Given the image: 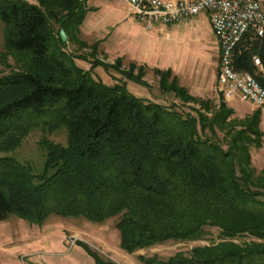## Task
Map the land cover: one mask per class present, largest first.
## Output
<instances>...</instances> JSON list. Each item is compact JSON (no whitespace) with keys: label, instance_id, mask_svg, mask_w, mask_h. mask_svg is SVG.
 <instances>
[{"label":"trees","instance_id":"1","mask_svg":"<svg viewBox=\"0 0 264 264\" xmlns=\"http://www.w3.org/2000/svg\"><path fill=\"white\" fill-rule=\"evenodd\" d=\"M84 2L0 0L5 48L26 59L0 77V220L10 214L37 224L52 215L97 223L116 217L128 253L169 240H202L212 226L220 229L219 242L167 260H140L264 264L263 241H234L246 234L264 240V168L256 174L250 153L252 145L262 146L261 110L237 122L226 102L212 106L190 94L176 77L170 80V71L157 72L162 91L200 103L195 114L136 97L121 81L103 83L66 49L84 19ZM255 56L264 66V35L250 31L234 48L233 67L264 86ZM130 69V78L144 83V74L132 77L136 68ZM36 127L64 128L68 137L65 145L43 141L39 172L10 154ZM218 132L230 137L227 147ZM87 249L95 264H116Z\"/></svg>","mask_w":264,"mask_h":264},{"label":"rangeland","instance_id":"2","mask_svg":"<svg viewBox=\"0 0 264 264\" xmlns=\"http://www.w3.org/2000/svg\"><path fill=\"white\" fill-rule=\"evenodd\" d=\"M84 7L87 10L77 36H70L66 49L72 56L78 57L75 58L78 66L91 70V74L103 83L113 85L121 81L136 97L195 114L192 108H199L200 103L185 101L172 91H162L157 72L170 71V80L176 77L179 85L190 94L210 100L212 106L226 102L227 107L234 111L231 118L237 122L246 121L260 109L239 92H235L232 99H227L226 92L220 89L217 79L220 55L208 12L175 25L159 26L152 32L130 13L125 0H85ZM172 26L173 29H170ZM162 27L166 30L161 31ZM25 60L5 48L4 24L0 20V77L20 70ZM133 65L136 69L132 77L141 72L144 83L128 75ZM261 112L263 120L264 113ZM240 128L242 125L239 123L237 129ZM261 128L264 130V121H261ZM218 136L227 147L230 137L223 132H218ZM67 138L64 128L48 131L36 127L10 154L31 164L39 172L47 153L43 141L65 145ZM250 153L251 167L258 175L264 168V137L262 146L252 145ZM117 220L112 217L97 223L85 217L52 215L44 223L37 224L10 214L0 220V264H95L87 246L103 259L113 260L116 264H143L141 255H157L167 260L177 252H190L194 247L221 240L220 229L207 226L205 239L169 240L128 253L121 248ZM253 240L264 242L248 234L234 239L240 244Z\"/></svg>","mask_w":264,"mask_h":264},{"label":"built area","instance_id":"3","mask_svg":"<svg viewBox=\"0 0 264 264\" xmlns=\"http://www.w3.org/2000/svg\"><path fill=\"white\" fill-rule=\"evenodd\" d=\"M132 14L148 31L159 26L175 25L185 19L208 12L216 37L220 62L217 74L220 89L227 99L239 92L264 113V86L251 73L233 67L236 44L250 31L264 35V0H126ZM256 64L264 74L259 57Z\"/></svg>","mask_w":264,"mask_h":264},{"label":"water","instance_id":"4","mask_svg":"<svg viewBox=\"0 0 264 264\" xmlns=\"http://www.w3.org/2000/svg\"><path fill=\"white\" fill-rule=\"evenodd\" d=\"M60 33H61L62 40L64 42L67 41V34H66L65 30L62 29Z\"/></svg>","mask_w":264,"mask_h":264},{"label":"crops","instance_id":"5","mask_svg":"<svg viewBox=\"0 0 264 264\" xmlns=\"http://www.w3.org/2000/svg\"><path fill=\"white\" fill-rule=\"evenodd\" d=\"M125 1H126V0H125ZM126 3H127V1H126ZM127 5H128V9H129L130 13L132 14L131 9H130V6H129L128 3H127ZM170 29H173V26H172V28H170ZM160 30H161V31H165L166 28H165V27H162ZM262 118H263V120H262V122H263V121H264V117H262Z\"/></svg>","mask_w":264,"mask_h":264}]
</instances>
